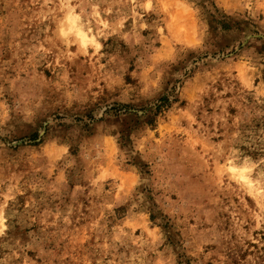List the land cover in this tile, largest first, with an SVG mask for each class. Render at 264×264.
<instances>
[{
  "label": "rangeland",
  "instance_id": "obj_1",
  "mask_svg": "<svg viewBox=\"0 0 264 264\" xmlns=\"http://www.w3.org/2000/svg\"><path fill=\"white\" fill-rule=\"evenodd\" d=\"M0 264H264V0H0Z\"/></svg>",
  "mask_w": 264,
  "mask_h": 264
},
{
  "label": "bare ground",
  "instance_id": "obj_2",
  "mask_svg": "<svg viewBox=\"0 0 264 264\" xmlns=\"http://www.w3.org/2000/svg\"><path fill=\"white\" fill-rule=\"evenodd\" d=\"M180 2V1H179ZM149 3V2H148ZM148 3H147V5H148ZM174 25V24H173ZM172 25V26H173ZM171 26V25H170ZM171 26V27H172ZM174 27V26H173ZM175 28V27H174ZM173 29V28H172ZM175 31H174V33H176V29H174ZM62 31H63V29H62ZM77 31H79V29H77ZM78 33V32H77ZM79 34L82 36V38L83 39H85V38H87L88 36H86V33L85 32H83L82 30H80L79 31ZM191 38V37H190ZM186 39V38H185ZM92 41H94L93 39H91ZM189 40H191V39H189ZM195 41V40H194ZM197 41V40H196ZM195 41V42H196ZM190 42V41H189ZM192 42V41H191ZM83 43H84V41H83ZM188 43V42H187ZM232 170H235V171H237L238 173H239V176L240 177H242V178H245V179H247V181H248V184L250 185V187L253 189V188H255L256 187V185L253 183V180L247 175V173L244 171L245 169H244V167H237V166H231L230 167ZM235 174H236V172H235ZM1 223H2V221H1Z\"/></svg>",
  "mask_w": 264,
  "mask_h": 264
},
{
  "label": "trees",
  "instance_id": "obj_3",
  "mask_svg": "<svg viewBox=\"0 0 264 264\" xmlns=\"http://www.w3.org/2000/svg\"><path fill=\"white\" fill-rule=\"evenodd\" d=\"M164 103H166V102H164ZM163 106V104H159L158 106H157V111H159L160 109H161V107Z\"/></svg>",
  "mask_w": 264,
  "mask_h": 264
}]
</instances>
